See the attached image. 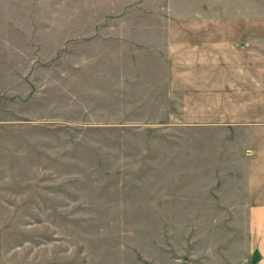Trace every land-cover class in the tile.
Returning a JSON list of instances; mask_svg holds the SVG:
<instances>
[{"label":"rangeland","instance_id":"rangeland-1","mask_svg":"<svg viewBox=\"0 0 264 264\" xmlns=\"http://www.w3.org/2000/svg\"><path fill=\"white\" fill-rule=\"evenodd\" d=\"M257 129L264 0H0V264H255Z\"/></svg>","mask_w":264,"mask_h":264},{"label":"crops","instance_id":"crops-1","mask_svg":"<svg viewBox=\"0 0 264 264\" xmlns=\"http://www.w3.org/2000/svg\"><path fill=\"white\" fill-rule=\"evenodd\" d=\"M252 144L256 150H249L246 173L239 176V209L249 216L248 240L255 249L250 259L256 260L255 264H264V136H257Z\"/></svg>","mask_w":264,"mask_h":264}]
</instances>
